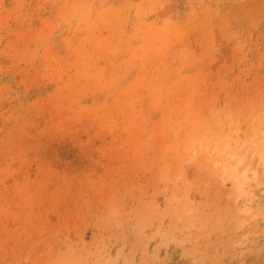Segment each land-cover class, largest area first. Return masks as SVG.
<instances>
[{"label": "rangeland", "instance_id": "1", "mask_svg": "<svg viewBox=\"0 0 264 264\" xmlns=\"http://www.w3.org/2000/svg\"><path fill=\"white\" fill-rule=\"evenodd\" d=\"M0 264H264V0H0Z\"/></svg>", "mask_w": 264, "mask_h": 264}]
</instances>
